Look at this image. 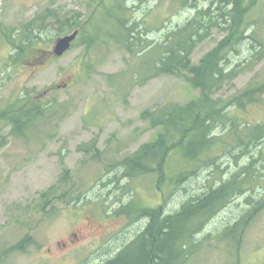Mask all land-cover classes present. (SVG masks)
Listing matches in <instances>:
<instances>
[{"label": "rangeland", "instance_id": "obj_1", "mask_svg": "<svg viewBox=\"0 0 264 264\" xmlns=\"http://www.w3.org/2000/svg\"><path fill=\"white\" fill-rule=\"evenodd\" d=\"M190 3L128 0L130 22L138 24L130 49L116 42L88 49L76 40L57 58L53 51L59 26L51 16L85 15L89 0H0V109L28 94L32 101L57 99L65 113L55 135L44 141L16 138L11 126L0 124V250L33 239L25 251H9L2 264L106 263L135 241L149 221L138 213L122 214V208H161L171 215L190 198L245 172L253 190L237 195L206 223L183 264H264V144L248 148L238 159L217 147L212 155H219L218 167L198 163L201 169L177 187L159 172L128 177L122 165L161 132L141 118L143 112L169 103L183 106L202 96L184 76H152L153 69L144 64V46L164 45L171 32L183 28L198 10L208 9L211 0ZM212 11L218 19L215 6ZM45 14L47 31L40 43L45 52L17 56L9 40ZM248 20L245 39L229 61V67L238 66L242 73L216 99L229 100L264 85V0ZM226 28L220 23L209 31L192 53L194 65L229 37ZM230 115L239 125H264V94L245 110L230 108ZM239 134L244 135L242 129ZM214 135L220 142L235 143L229 123ZM183 157L180 152L170 157L169 179L197 168ZM248 212L253 215L232 234Z\"/></svg>", "mask_w": 264, "mask_h": 264}, {"label": "trees", "instance_id": "obj_2", "mask_svg": "<svg viewBox=\"0 0 264 264\" xmlns=\"http://www.w3.org/2000/svg\"><path fill=\"white\" fill-rule=\"evenodd\" d=\"M197 1L181 0V3L187 5ZM260 1L211 0L208 9L198 10L183 28L171 32L164 45L144 46V64L153 69L152 76H184L192 86L202 91V96L199 100L183 106L169 103L158 110H147L141 114V118L152 129L159 128L161 132L153 142L142 145L134 156L124 160L122 165L128 177L159 172L161 179L170 181L177 187L187 181L189 176L195 175L201 169L200 166L218 167L219 155H212L217 147L223 146L221 149L224 154L238 159L247 153L248 148L264 144V125L252 127L245 122L239 125L238 119L230 115V108L245 110L247 106L259 102L264 94L263 84L252 86L229 100L215 97L226 84L233 83L242 73L238 66L229 67L230 55L238 52V47L245 39L249 15ZM127 2L128 0H111L106 5L103 0H89L85 15L77 14L67 18L59 12L54 13L51 17H54L59 26L58 38L78 31L77 41L86 44L88 49L99 44L107 46L110 42L130 49L136 39L138 24L130 22ZM213 6L219 12L218 19L213 16ZM47 13L50 17V12ZM46 14L44 18L36 16L18 35L9 40L15 46L17 56L26 55L29 51L39 54L45 52L40 43L41 36L47 31L44 24ZM97 14H102L103 19L97 18ZM99 18L101 22H98ZM103 21L107 22V27L102 25ZM220 23L226 25L229 37L208 53L199 65H194L191 60L193 51L205 40L209 31L219 27ZM4 34L8 38L13 36L10 33ZM144 75L142 76L147 78ZM64 117V109L58 105L57 99L48 102L32 101L28 94H21L4 109H0V124L11 126L14 137L26 140L35 137L42 141L50 139ZM228 123L230 134L235 139L234 144L225 140L220 142L221 138L214 135L220 125ZM241 129L244 132L242 137L239 134ZM175 152H180L188 164H196L197 168L192 167L169 179L166 168ZM198 163L203 165L198 167ZM242 175L243 179L240 178ZM250 180L252 179L247 172L234 175L227 182L221 181L218 187H210L202 195L190 198L182 204L178 212L171 215H166L161 208L140 210V206L132 205L122 208V214L132 216L138 213L149 221L135 241L105 264L186 263L190 257L189 246L194 237L237 195L253 190ZM252 215L253 212H248L233 227L232 234ZM32 245L33 239L26 237L12 249L0 250V264L9 251H25Z\"/></svg>", "mask_w": 264, "mask_h": 264}, {"label": "water", "instance_id": "obj_3", "mask_svg": "<svg viewBox=\"0 0 264 264\" xmlns=\"http://www.w3.org/2000/svg\"><path fill=\"white\" fill-rule=\"evenodd\" d=\"M79 32L75 31L71 34L65 35L63 37H60L54 47V55L57 58H60L64 56L68 51L71 50L73 44L76 42L78 38Z\"/></svg>", "mask_w": 264, "mask_h": 264}, {"label": "flooded vegetation", "instance_id": "obj_4", "mask_svg": "<svg viewBox=\"0 0 264 264\" xmlns=\"http://www.w3.org/2000/svg\"><path fill=\"white\" fill-rule=\"evenodd\" d=\"M75 236V238H77V235H74ZM73 242V241H72ZM103 264H105V262L103 263Z\"/></svg>", "mask_w": 264, "mask_h": 264}]
</instances>
